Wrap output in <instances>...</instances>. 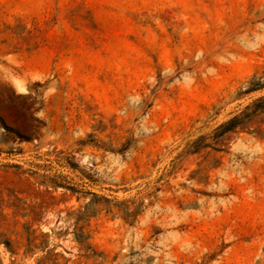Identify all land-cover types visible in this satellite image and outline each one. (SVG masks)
I'll return each mask as SVG.
<instances>
[{"label":"rangeland","instance_id":"obj_1","mask_svg":"<svg viewBox=\"0 0 264 264\" xmlns=\"http://www.w3.org/2000/svg\"><path fill=\"white\" fill-rule=\"evenodd\" d=\"M0 264H264V0H0Z\"/></svg>","mask_w":264,"mask_h":264}]
</instances>
